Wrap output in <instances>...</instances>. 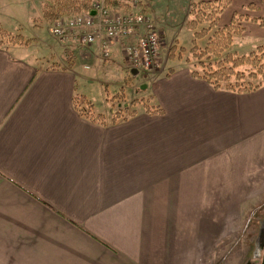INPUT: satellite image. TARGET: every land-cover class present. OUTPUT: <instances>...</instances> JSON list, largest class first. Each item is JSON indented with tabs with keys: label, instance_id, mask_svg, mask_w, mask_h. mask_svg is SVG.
<instances>
[{
	"label": "crops",
	"instance_id": "obj_1",
	"mask_svg": "<svg viewBox=\"0 0 264 264\" xmlns=\"http://www.w3.org/2000/svg\"><path fill=\"white\" fill-rule=\"evenodd\" d=\"M234 12L264 21V0H231L219 25ZM5 17V30L19 23ZM244 27L264 36V22ZM41 46L0 45V264H213L244 205L264 198V83L214 89L173 62L138 85L132 115L111 122L110 109L101 124L74 99L97 112L87 83L120 61L100 63L92 46L87 77Z\"/></svg>",
	"mask_w": 264,
	"mask_h": 264
},
{
	"label": "rangeland",
	"instance_id": "obj_2",
	"mask_svg": "<svg viewBox=\"0 0 264 264\" xmlns=\"http://www.w3.org/2000/svg\"><path fill=\"white\" fill-rule=\"evenodd\" d=\"M95 1L92 0L91 6ZM196 2L197 0H124L127 6L121 7V10L138 11L148 15L159 31L161 41L157 64L150 69L138 70L144 74L140 78L135 79L129 73V69L132 66L128 61L126 62L120 50H114L115 52H113L111 58L107 60L100 59V63H104L114 60L116 56L120 63L105 68L100 67L99 74L97 75H99V81L103 80L102 83L99 81L87 83L86 91L92 102L95 103V111L109 115V110L111 109V115L117 110L122 115L128 114L130 111H133L132 107L134 105H139L144 100V96L141 97L140 93H138V85L147 82L148 79L157 75L159 69L166 67V71H168L170 68L167 65L173 62L176 63L177 61H180L182 64L187 62L191 68L197 63V60L190 51L192 46L191 40L194 38V30L188 24L192 18L190 12L191 4H195ZM47 3L48 0H0V45L11 43V38L15 35H21L16 34V32L23 31L26 33H24L25 35H21V42L34 41L37 45L38 43L42 45L41 47H48L49 51L47 50L46 55L51 54V49L55 48V51H62L66 60L70 62L69 64L79 65L89 62L92 65L89 58H80L77 54L78 51H76V54H74L75 52H66L71 51V48L76 49V47H70L68 44H65L66 48L64 46L61 47L60 44L63 45V43L51 34L50 28L52 22L57 17L71 14H62L57 16L53 21H49L43 16V6ZM5 16H17L19 23L5 30L3 26L13 24ZM207 25L208 22H203L196 29L206 27ZM196 42L202 48L205 44V38L199 39ZM262 44H264V36L255 38L245 33L235 35L231 45L221 57L225 53L232 55L248 54L256 46ZM210 59L215 60L216 58L211 57ZM204 60L206 61V59ZM79 69L87 77L92 76L91 68L82 69L80 67ZM243 210L241 231L238 234L230 236L227 245L222 246V250L216 249L218 258L213 260V264H219V261L224 262V264H245L248 261L251 264H264V198L260 202L246 203ZM222 256L226 259L224 258L223 260ZM220 257H222V260Z\"/></svg>",
	"mask_w": 264,
	"mask_h": 264
},
{
	"label": "trees",
	"instance_id": "obj_3",
	"mask_svg": "<svg viewBox=\"0 0 264 264\" xmlns=\"http://www.w3.org/2000/svg\"><path fill=\"white\" fill-rule=\"evenodd\" d=\"M112 9H120L127 6L124 0H104ZM231 0H197L191 4L192 18L189 26L194 30V38L191 40L190 51L197 63L191 68V74L209 83L214 89H225L232 92H249L259 88L264 83V44L256 46L248 54L232 55L225 53L233 41L235 35H241L245 30L247 21L263 24L260 16H251L247 12H234L230 21L225 25H219V16L230 4ZM92 0H48L43 6V16L53 21L62 14H78L91 8ZM247 10H258L259 6L249 2L243 7ZM203 22H208L206 27L196 29ZM212 30V31H211ZM211 31V34H210ZM205 38L202 48L197 45V40ZM22 36L15 35L10 39L11 43L20 44ZM215 57V60H211ZM206 59V61L204 60ZM79 114L101 124L105 122L102 113L94 112L92 104L83 95H77L74 99ZM149 112H161L160 107L146 109ZM134 111L122 115L119 110L114 112L110 121L115 122L125 119Z\"/></svg>",
	"mask_w": 264,
	"mask_h": 264
},
{
	"label": "built area",
	"instance_id": "obj_4",
	"mask_svg": "<svg viewBox=\"0 0 264 264\" xmlns=\"http://www.w3.org/2000/svg\"><path fill=\"white\" fill-rule=\"evenodd\" d=\"M51 34L61 43H75L80 58H90L95 46L103 60L111 58L118 47L132 69H150L157 64L161 36L151 18L138 11H124L108 7L104 0H96L90 10L57 17ZM89 62L83 68H90Z\"/></svg>",
	"mask_w": 264,
	"mask_h": 264
},
{
	"label": "flooded vegetation",
	"instance_id": "obj_5",
	"mask_svg": "<svg viewBox=\"0 0 264 264\" xmlns=\"http://www.w3.org/2000/svg\"><path fill=\"white\" fill-rule=\"evenodd\" d=\"M263 235H264V232H263ZM264 240V239H263Z\"/></svg>",
	"mask_w": 264,
	"mask_h": 264
}]
</instances>
